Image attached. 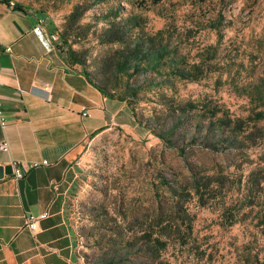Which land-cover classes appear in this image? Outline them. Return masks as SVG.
<instances>
[{"label": "rangeland", "instance_id": "obj_1", "mask_svg": "<svg viewBox=\"0 0 264 264\" xmlns=\"http://www.w3.org/2000/svg\"><path fill=\"white\" fill-rule=\"evenodd\" d=\"M13 1L136 121L78 157L57 264H264V122L230 123L262 88L264 0Z\"/></svg>", "mask_w": 264, "mask_h": 264}, {"label": "crops", "instance_id": "obj_2", "mask_svg": "<svg viewBox=\"0 0 264 264\" xmlns=\"http://www.w3.org/2000/svg\"><path fill=\"white\" fill-rule=\"evenodd\" d=\"M53 34L40 12H20L0 0V98L7 121L0 142L10 146L0 150V167L20 162L27 171L22 179L0 178V264L68 260L75 233L66 195L77 159L93 137L116 128L129 133L136 122L126 102L67 60ZM42 160L51 165L30 167ZM44 214L37 231L26 226L30 216Z\"/></svg>", "mask_w": 264, "mask_h": 264}, {"label": "trees", "instance_id": "obj_3", "mask_svg": "<svg viewBox=\"0 0 264 264\" xmlns=\"http://www.w3.org/2000/svg\"><path fill=\"white\" fill-rule=\"evenodd\" d=\"M164 1L165 0H146L145 3L142 6L146 7V5H147L146 3H148V2L150 4H152V5H159V4H162ZM2 2L5 3L7 6L11 7L13 0H2ZM14 9L17 10V11H20V12H24L26 10V7L22 6L20 3H16L15 2L14 3ZM64 44H67V42L64 41ZM58 48H59L60 51H62V52H64L66 54L67 60L70 63L78 64V65L82 66L80 60L77 57L76 52L74 51V49H72V47H68V49H64L60 45ZM85 73H87V75L89 76V79H90V77L92 75L87 70H86ZM259 85L262 88L257 87L256 89H253V92L245 94V96L250 100L251 104L253 105V107L250 110L249 115L246 118H243L242 115H236L233 118H230V120H231L230 123L231 124H233V123H243L244 121H248V122L253 123L254 126H255L257 124V122L258 123L259 122H264V79H261V82L259 83ZM96 86L99 87L101 90H103L106 94H108L112 98H116V99H119V100L124 101V102L127 103V99L125 97L112 95L111 93L107 92L102 86H100L97 82H96ZM129 108H130V106H129ZM130 110H131V108H130ZM259 219H260L261 224L264 225V210H263L262 216H260Z\"/></svg>", "mask_w": 264, "mask_h": 264}, {"label": "built area", "instance_id": "obj_4", "mask_svg": "<svg viewBox=\"0 0 264 264\" xmlns=\"http://www.w3.org/2000/svg\"><path fill=\"white\" fill-rule=\"evenodd\" d=\"M12 6L14 7V2H12ZM51 38L54 41H56L58 39L56 34L51 35ZM6 50L8 52H11L12 48L11 47H7ZM87 115H88L87 111L83 113V116H87ZM0 125H1L2 128H5L6 125H7V121H6V118L4 116V112H3V101H2L1 98H0ZM0 150L3 151V152H8L10 150L9 143L7 141H5V140L1 141L0 142ZM11 165H12V168H13V176L16 179H22L25 176V173L27 172L25 170V167L20 162H13V163H11ZM49 165H51V164L47 160H42V161H37V162L32 163L30 165V167L31 168H37V167H40V166H49ZM46 216H47V214H44L42 216H30L27 219V225L26 226L31 231L35 232L38 229L40 221L45 219Z\"/></svg>", "mask_w": 264, "mask_h": 264}, {"label": "water", "instance_id": "obj_5", "mask_svg": "<svg viewBox=\"0 0 264 264\" xmlns=\"http://www.w3.org/2000/svg\"><path fill=\"white\" fill-rule=\"evenodd\" d=\"M13 173L12 165H6L0 167V178H3L5 175H10Z\"/></svg>", "mask_w": 264, "mask_h": 264}]
</instances>
